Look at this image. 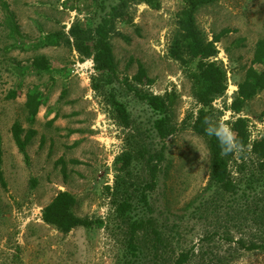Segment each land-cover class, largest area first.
<instances>
[{
	"label": "rangeland",
	"instance_id": "rangeland-1",
	"mask_svg": "<svg viewBox=\"0 0 264 264\" xmlns=\"http://www.w3.org/2000/svg\"><path fill=\"white\" fill-rule=\"evenodd\" d=\"M6 2L13 20L0 0V133L5 182L0 180V264H117L123 238L118 226L109 221L113 200L106 186H113V161L125 148L128 129L113 119L105 97L92 88L91 79L97 73L92 60H81L66 42L72 23L95 17V4L92 0ZM160 2L157 10L144 3L131 4L127 21L116 20L110 36L119 78L134 86L133 76L141 61L153 83L137 85L139 89L163 96L175 94V131L165 140L166 162L150 193L151 215L166 245L144 257L142 264H171L181 251L188 253L185 264H264V251L238 249L235 243L239 237H264V225L245 210L244 199L217 203L205 191L208 148L191 128L198 104L186 71L168 55L176 14L184 0ZM196 20L209 40L227 30L216 43L214 60L227 71V89L212 103L215 119L229 125L238 116L246 117L250 139L264 137V90L247 101L240 113L229 109L255 42L264 37V0H217L201 7ZM55 31L63 32L60 45L37 46L38 39ZM36 55L48 58L50 72L31 68ZM115 84L145 142L159 146L151 129L155 114L124 82L117 79ZM29 88H38L43 95L32 125L24 107ZM16 120L36 130L27 145L28 163L11 136ZM242 155L236 154L229 164L234 181L240 184L254 179L258 170L249 148ZM142 172L138 168L134 175L140 179ZM58 191L75 196L78 216L102 218L106 226H78L63 233L45 223L42 208Z\"/></svg>",
	"mask_w": 264,
	"mask_h": 264
},
{
	"label": "trees",
	"instance_id": "trees-1",
	"mask_svg": "<svg viewBox=\"0 0 264 264\" xmlns=\"http://www.w3.org/2000/svg\"><path fill=\"white\" fill-rule=\"evenodd\" d=\"M92 1L96 8L95 17L87 19L84 23L78 20L72 23L66 35L68 37L66 42L74 47L81 60L85 58L92 60L93 68L97 72L91 79L92 88L105 97L113 119L120 126L128 129L125 134V148L113 161V186L112 188L106 186L113 200L109 221L112 220L110 224L118 226L123 238V249L117 264H142L144 257L157 253L166 245L162 231L151 215L150 193L157 187L159 174L166 162L165 140L175 131L172 114L175 94L169 93L163 96L139 89L137 85L153 83L141 61H138L137 72L133 76L134 86L128 84L126 79L119 78L110 36L115 32L116 20L127 21V10L131 4L144 3L157 10L161 7V2L160 0ZM216 1L184 0L183 7L176 14V28L169 41L168 55L178 61L186 71L193 97L198 104L191 128L194 133L205 139L208 148L209 177L205 191L212 194L217 203H221L224 199L235 201L236 197L244 199L245 210L253 217L256 216V220L264 225V137L250 139L246 117L238 116L229 123L242 142L244 150L249 148L258 161V170L254 179L240 184L234 181L229 169V164L237 153L221 156L216 139L204 133L205 118L211 117L216 120L213 101L223 96L227 89V71L223 65L214 60L218 53L216 43L227 30L219 32L209 40L200 30L196 20V14L201 7ZM2 6L13 20L6 0H2ZM62 34L63 32H50L37 40V46L60 45ZM69 37L72 38L71 42ZM31 68L44 72L52 70L48 58L44 55L34 56ZM117 79L124 82L129 90L133 91L139 100L145 102L155 114L151 121V129L161 142L159 146L153 147L145 142L140 128L132 120L126 103L119 96L115 84ZM236 86L229 109L234 113H240L247 101L264 90V37H260L255 42L250 64L244 68V75ZM42 97V92L38 88H29L25 93L24 107L29 125L36 121L39 108L43 104ZM10 132L18 151L28 163L27 145L36 135V130L31 127L26 129L16 120L11 125ZM237 157L243 158L242 153L237 154ZM2 163L0 133V180L5 185ZM138 168L143 171L140 179L134 175ZM75 205L76 198L72 193L58 191L42 208L41 218L63 233L78 226L86 228L106 226L107 222L102 218L78 216L74 211ZM232 239L231 237L230 240ZM235 243L238 249L264 251V237L260 240L239 237ZM187 261L188 253L181 251L176 258L172 257L171 264H185Z\"/></svg>",
	"mask_w": 264,
	"mask_h": 264
},
{
	"label": "clouds",
	"instance_id": "clouds-1",
	"mask_svg": "<svg viewBox=\"0 0 264 264\" xmlns=\"http://www.w3.org/2000/svg\"><path fill=\"white\" fill-rule=\"evenodd\" d=\"M204 133L216 139L221 156H228L233 153L239 154L244 151L242 142L226 122L206 117L204 120Z\"/></svg>",
	"mask_w": 264,
	"mask_h": 264
},
{
	"label": "bare ground",
	"instance_id": "bare-ground-1",
	"mask_svg": "<svg viewBox=\"0 0 264 264\" xmlns=\"http://www.w3.org/2000/svg\"><path fill=\"white\" fill-rule=\"evenodd\" d=\"M233 88H235V87H233Z\"/></svg>",
	"mask_w": 264,
	"mask_h": 264
}]
</instances>
